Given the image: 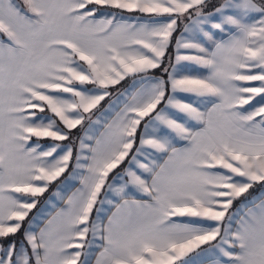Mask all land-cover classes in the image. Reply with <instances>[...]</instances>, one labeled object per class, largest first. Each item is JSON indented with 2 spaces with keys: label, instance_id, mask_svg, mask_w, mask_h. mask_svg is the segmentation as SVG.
I'll use <instances>...</instances> for the list:
<instances>
[{
  "label": "snow or ice",
  "instance_id": "6c2138e0",
  "mask_svg": "<svg viewBox=\"0 0 264 264\" xmlns=\"http://www.w3.org/2000/svg\"><path fill=\"white\" fill-rule=\"evenodd\" d=\"M0 264H264V0H0Z\"/></svg>",
  "mask_w": 264,
  "mask_h": 264
}]
</instances>
